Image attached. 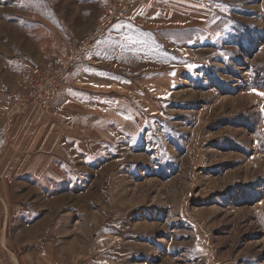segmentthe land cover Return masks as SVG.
<instances>
[{
	"label": "rangeland",
	"instance_id": "rangeland-1",
	"mask_svg": "<svg viewBox=\"0 0 264 264\" xmlns=\"http://www.w3.org/2000/svg\"><path fill=\"white\" fill-rule=\"evenodd\" d=\"M29 50L62 73L49 121L76 128L10 186L42 236L12 249L264 264V0H0V60Z\"/></svg>",
	"mask_w": 264,
	"mask_h": 264
},
{
	"label": "crops",
	"instance_id": "crops-1",
	"mask_svg": "<svg viewBox=\"0 0 264 264\" xmlns=\"http://www.w3.org/2000/svg\"><path fill=\"white\" fill-rule=\"evenodd\" d=\"M16 56L0 60V264H60L53 253L24 251L19 255L10 245L12 240L14 244L27 245L42 237L41 232L35 235L30 219L31 205L27 201L21 203L16 189L10 186L15 187L16 181L21 183L33 173V178L45 179L49 160L58 159L64 151L63 145L74 141V137L64 133L63 127L76 128L72 122L59 125L52 119L49 121L46 110L28 102L32 52ZM88 73L77 77L72 85L90 78ZM76 102V114H79V108L87 104Z\"/></svg>",
	"mask_w": 264,
	"mask_h": 264
},
{
	"label": "built area",
	"instance_id": "built-area-1",
	"mask_svg": "<svg viewBox=\"0 0 264 264\" xmlns=\"http://www.w3.org/2000/svg\"><path fill=\"white\" fill-rule=\"evenodd\" d=\"M62 73L36 70L31 74L27 99L39 109H47L61 89Z\"/></svg>",
	"mask_w": 264,
	"mask_h": 264
},
{
	"label": "snow or ice",
	"instance_id": "snow-or-ice-1",
	"mask_svg": "<svg viewBox=\"0 0 264 264\" xmlns=\"http://www.w3.org/2000/svg\"><path fill=\"white\" fill-rule=\"evenodd\" d=\"M261 95H264V93H260Z\"/></svg>",
	"mask_w": 264,
	"mask_h": 264
}]
</instances>
